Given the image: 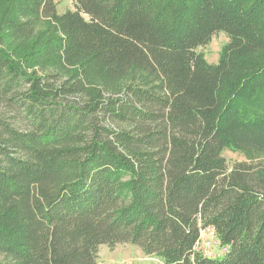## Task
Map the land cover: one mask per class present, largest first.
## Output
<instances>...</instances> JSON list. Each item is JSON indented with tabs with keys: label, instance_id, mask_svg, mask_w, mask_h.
I'll return each mask as SVG.
<instances>
[{
	"label": "trees",
	"instance_id": "1",
	"mask_svg": "<svg viewBox=\"0 0 264 264\" xmlns=\"http://www.w3.org/2000/svg\"><path fill=\"white\" fill-rule=\"evenodd\" d=\"M73 4L0 0V264H264V0Z\"/></svg>",
	"mask_w": 264,
	"mask_h": 264
},
{
	"label": "rangeland",
	"instance_id": "2",
	"mask_svg": "<svg viewBox=\"0 0 264 264\" xmlns=\"http://www.w3.org/2000/svg\"><path fill=\"white\" fill-rule=\"evenodd\" d=\"M54 2L58 14L74 9L73 0H54ZM227 42L228 37L224 33L219 32L211 37L207 45L198 47L197 50L203 53L208 63H217L220 51ZM224 156L230 163L242 159L240 154L228 150L224 151ZM204 235L203 240L209 242L207 253L202 251L204 254L219 257L225 253V248L219 244L217 239L213 242L214 240L210 241L209 236H207L208 234ZM98 256L100 264H160L158 258L145 255L140 248L129 243L118 244L113 249L108 248L106 245H101L99 246Z\"/></svg>",
	"mask_w": 264,
	"mask_h": 264
},
{
	"label": "built area",
	"instance_id": "3",
	"mask_svg": "<svg viewBox=\"0 0 264 264\" xmlns=\"http://www.w3.org/2000/svg\"><path fill=\"white\" fill-rule=\"evenodd\" d=\"M204 234H208L207 236H209L210 240L215 238V235H214L213 231H211V230H209V232L202 231L201 234H200V243L197 244V249H200V250H202V251L207 253V248L209 246V242H205L203 240V237L205 236Z\"/></svg>",
	"mask_w": 264,
	"mask_h": 264
}]
</instances>
